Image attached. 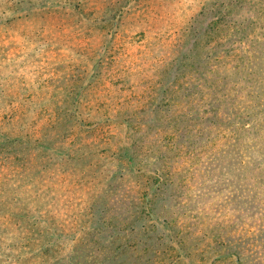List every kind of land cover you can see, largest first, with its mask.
I'll return each instance as SVG.
<instances>
[{"label": "trees", "instance_id": "1", "mask_svg": "<svg viewBox=\"0 0 264 264\" xmlns=\"http://www.w3.org/2000/svg\"><path fill=\"white\" fill-rule=\"evenodd\" d=\"M0 264H264V0H0Z\"/></svg>", "mask_w": 264, "mask_h": 264}]
</instances>
